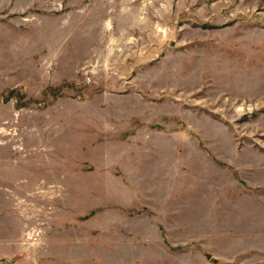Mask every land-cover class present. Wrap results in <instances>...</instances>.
I'll list each match as a JSON object with an SVG mask.
<instances>
[{
	"label": "rangeland",
	"instance_id": "obj_1",
	"mask_svg": "<svg viewBox=\"0 0 264 264\" xmlns=\"http://www.w3.org/2000/svg\"><path fill=\"white\" fill-rule=\"evenodd\" d=\"M0 264H264V0H0Z\"/></svg>",
	"mask_w": 264,
	"mask_h": 264
}]
</instances>
